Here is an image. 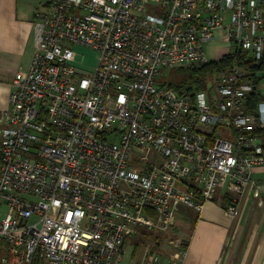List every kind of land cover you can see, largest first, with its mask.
Returning a JSON list of instances; mask_svg holds the SVG:
<instances>
[{"label":"built area","instance_id":"obj_1","mask_svg":"<svg viewBox=\"0 0 264 264\" xmlns=\"http://www.w3.org/2000/svg\"><path fill=\"white\" fill-rule=\"evenodd\" d=\"M33 18L0 115V264H125L130 226L165 234L221 190L236 215L264 167V0H48ZM223 59L205 89L162 80ZM174 246L134 264H182Z\"/></svg>","mask_w":264,"mask_h":264},{"label":"crops","instance_id":"obj_2","mask_svg":"<svg viewBox=\"0 0 264 264\" xmlns=\"http://www.w3.org/2000/svg\"><path fill=\"white\" fill-rule=\"evenodd\" d=\"M47 5L48 0H0V115L8 107L11 80L29 68L34 13ZM229 197L221 190L200 212L177 209L175 221L187 231L181 238L182 264H264V167L253 170L252 183L236 198L232 218L224 211Z\"/></svg>","mask_w":264,"mask_h":264},{"label":"rangeland","instance_id":"obj_3","mask_svg":"<svg viewBox=\"0 0 264 264\" xmlns=\"http://www.w3.org/2000/svg\"><path fill=\"white\" fill-rule=\"evenodd\" d=\"M226 47V44L223 42L221 36L216 33L215 38L212 42L209 43L210 48V56L211 59H214L216 56L215 52H219ZM75 53L77 54V61L85 66L93 67L96 65L97 54L90 49L85 47L76 46L74 48ZM215 73V72H214ZM212 73L211 75H213ZM218 73V72H217ZM210 75V76H211ZM169 77V76H168ZM168 77L165 82L169 83ZM209 81V78L207 79ZM207 81L202 82L201 89H205L207 85ZM264 82L259 83V89H262ZM229 196L230 194L227 193ZM227 200V199H226ZM224 206V204H223ZM7 212V207L5 204L1 206L0 209V219L5 216ZM179 215L175 219H178ZM129 233L126 234L124 240V257L125 264H134L139 259L146 257L148 254L157 253L161 255V257H167L174 253L176 247L174 246L175 241H181L184 244L183 239H181L187 234L186 230L181 228V224L177 223L174 220L173 225L165 234H157L154 231H150L143 227L138 226H130L128 228Z\"/></svg>","mask_w":264,"mask_h":264},{"label":"trees","instance_id":"obj_4","mask_svg":"<svg viewBox=\"0 0 264 264\" xmlns=\"http://www.w3.org/2000/svg\"><path fill=\"white\" fill-rule=\"evenodd\" d=\"M228 64L229 60L223 59L218 62L208 63L188 70L180 69L177 71H171L168 75L169 85L179 93L201 89L202 82H205L212 73L222 72L228 67ZM246 67L251 68L249 64ZM252 101H259V97L255 95Z\"/></svg>","mask_w":264,"mask_h":264},{"label":"water","instance_id":"obj_5","mask_svg":"<svg viewBox=\"0 0 264 264\" xmlns=\"http://www.w3.org/2000/svg\"><path fill=\"white\" fill-rule=\"evenodd\" d=\"M261 76V75H260Z\"/></svg>","mask_w":264,"mask_h":264}]
</instances>
